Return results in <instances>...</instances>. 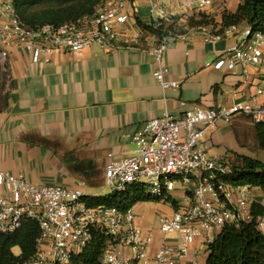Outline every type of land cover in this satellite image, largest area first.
I'll return each instance as SVG.
<instances>
[{"label":"built area","instance_id":"1","mask_svg":"<svg viewBox=\"0 0 264 264\" xmlns=\"http://www.w3.org/2000/svg\"><path fill=\"white\" fill-rule=\"evenodd\" d=\"M16 0H0V60L5 64L14 47L29 52L33 64L49 62L54 52L80 53L97 45L112 50L138 48L143 34H132L136 0H105L94 15L60 27L44 25L37 29L28 27L20 18ZM154 20L151 27L160 30L157 47L149 50L157 69L155 80L163 90H179L180 82H168L170 70L163 63L164 55L181 36L177 28H168L173 19L177 26L184 21L172 16L159 0H148ZM212 0L185 2L181 9L188 18L191 14L206 13ZM220 27L201 28L209 42L230 38L239 31L231 26L222 34ZM243 39L214 68L227 69L233 74L241 68L244 74L250 66L264 65V35L246 26ZM258 95H264V87ZM240 115L253 123L264 124V106H254L250 101L235 102L219 109L197 107L180 118L165 113L161 118L147 122L133 138L138 149L136 156L108 163L103 184L96 194L87 192L85 182L77 189L62 186H36L23 175H13L0 170V234L11 235L25 220L39 223L41 237L37 253L29 264H75V258L101 232L109 238L102 264H182L189 246L198 238L205 244L226 226L252 222V207L256 200L248 186H237L230 181V162L219 155L209 156L201 140L207 130L219 122L226 124ZM133 185H143L146 194L165 202L174 193L178 203L170 216L160 219L164 242L150 259L154 231L136 224L133 209L92 207L91 198L125 193ZM264 208V204L261 205ZM258 229L264 234V212L257 219ZM215 234V235H214ZM172 236L183 240V245L172 241ZM120 248H131L135 256L125 257ZM189 264H200L192 260Z\"/></svg>","mask_w":264,"mask_h":264},{"label":"crops","instance_id":"2","mask_svg":"<svg viewBox=\"0 0 264 264\" xmlns=\"http://www.w3.org/2000/svg\"><path fill=\"white\" fill-rule=\"evenodd\" d=\"M159 1L177 20L188 24L181 7L193 0ZM212 2L213 6L204 14L221 26L224 14L236 13L242 0ZM134 11L132 23L136 24H132V34H143L138 48L112 50L93 45L80 53L54 52L49 62L39 64H33L31 54L24 49L11 50L7 61L11 80L8 106L0 114L1 171L23 175L36 186L77 189L85 182L87 192L96 194L93 189L101 186L99 181L104 180L111 159L122 160L138 154L133 138L150 120L161 118L166 112L180 118L197 107L219 109L241 101L264 106V95H258L264 87V65L250 66L247 74L241 68L236 74L214 68L219 59L241 42L247 25H240L234 36L215 42L207 41L203 27L186 29L163 59L170 70L166 80L180 82L181 87L165 92L154 78L157 64L149 54L161 40L138 24L141 21L151 27L154 23L148 0H136ZM250 120L240 115L232 125L242 132L251 129L256 137L254 123L252 127L245 125ZM228 127L219 122L207 130L203 149L218 150ZM229 162L239 164L241 158H230ZM251 193L258 204H264L261 189L251 188ZM172 197L178 199L179 194ZM149 203L154 202L139 203L132 209L138 216L136 224L154 231L149 252L153 259L165 239L160 231L161 217L157 216H170L173 206L154 208ZM149 207L156 211V218L144 225ZM171 239L183 245L181 238ZM120 249L125 257L135 256L131 248ZM202 252L205 256L200 260ZM207 258V245L200 237L189 246L182 264L192 260L206 264Z\"/></svg>","mask_w":264,"mask_h":264},{"label":"trees","instance_id":"3","mask_svg":"<svg viewBox=\"0 0 264 264\" xmlns=\"http://www.w3.org/2000/svg\"><path fill=\"white\" fill-rule=\"evenodd\" d=\"M105 0H16L15 5L21 20L30 28L44 25L60 27L92 16ZM170 20L168 28H177L178 34L188 29L214 26L220 27L218 34L231 26H251L264 35V0H242L236 13H225L221 26H216L204 13L191 16L188 24L177 26ZM139 26L161 38V31L154 30L138 21ZM187 29V30H186ZM8 103V99H7ZM2 112H0L1 114ZM258 146L264 151V124L254 123ZM242 165L232 167L230 181L237 186L259 188L264 192V164L252 158H242ZM162 202L149 197L143 185H133L125 193L97 196L89 201L92 207L117 208L127 211L139 203ZM166 203L176 207L177 201L169 197ZM264 208L256 203L252 207L253 221L238 226H226L217 232L207 245L206 264H264V234L258 229L257 219ZM41 228L38 222L25 220L14 234H0V264H29L37 253ZM109 238L101 233L94 234L93 242L75 258V264H102ZM19 249L20 254L15 253Z\"/></svg>","mask_w":264,"mask_h":264},{"label":"rangeland","instance_id":"4","mask_svg":"<svg viewBox=\"0 0 264 264\" xmlns=\"http://www.w3.org/2000/svg\"><path fill=\"white\" fill-rule=\"evenodd\" d=\"M8 67L7 64H5L2 60H0V112H3L7 109L8 103L7 99L10 93V88H11V80L10 76L7 71ZM233 122L230 124H227L229 129L223 134V141L221 144L218 146V150L214 151H207V154L209 156H214V155H220L224 156L227 160L230 161V158H252L255 161H258L260 163L264 164V151L258 146L256 137L254 135V131H251V129L246 132L239 131V127H233ZM246 127H252L253 121H247L246 122ZM205 141V139L201 140L202 142ZM225 153V154H224ZM242 165L241 163L233 162V165ZM103 180L99 181L98 185H102ZM98 188H94L93 191L98 192ZM150 206L157 208L159 206H166L169 203L165 202H160V203H149ZM165 204V205H164ZM147 211V216L144 219V225H148L150 222L155 219V213L156 211L152 210V208ZM163 214H160L158 217H162ZM152 225V223L150 224ZM155 227V225H153ZM215 235V234H214ZM16 252H19V249L16 250ZM205 256V252H202L200 254V260L203 259ZM204 264V263H202Z\"/></svg>","mask_w":264,"mask_h":264}]
</instances>
